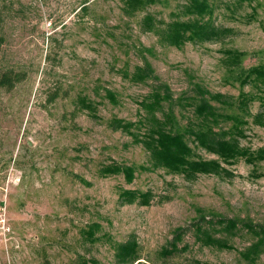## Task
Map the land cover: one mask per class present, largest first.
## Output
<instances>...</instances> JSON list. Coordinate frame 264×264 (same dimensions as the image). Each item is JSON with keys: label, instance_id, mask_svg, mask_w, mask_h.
I'll list each match as a JSON object with an SVG mask.
<instances>
[{"label": "rangeland", "instance_id": "1", "mask_svg": "<svg viewBox=\"0 0 264 264\" xmlns=\"http://www.w3.org/2000/svg\"><path fill=\"white\" fill-rule=\"evenodd\" d=\"M163 1L129 19L120 0H0V75L13 71L24 77L10 91L0 88V168H13L21 175L20 184L11 190L12 232L7 242L0 243V264H71L78 255L115 264L108 245L86 247L80 239V229L96 221L117 242L134 235L148 263H159V250L176 228L197 217L198 209L264 225V178L249 179L253 167L244 161L232 168L239 177L231 180L203 175L191 182L158 171L138 175L128 185L121 176H98L102 164L141 165L149 158L129 136L106 124L112 117L135 121L136 101L153 87V82L131 85L116 72L126 63L142 64L135 46L155 48L157 57L148 59L175 97L192 90L194 83L213 93L237 96L238 84L225 85L224 49L248 53L245 68L264 63V0H256L258 17L250 24L249 6L235 17L224 6L234 0L218 3L217 24L236 34L219 43L188 44L182 50L162 47L154 35L141 30L145 13L169 20L178 3ZM98 84L118 93L120 104L99 108L103 122L86 113L73 118L78 94L96 99ZM54 93L58 98L51 102ZM252 110L258 112L259 104ZM249 136L244 146L264 147L263 128L252 126ZM196 153L215 158L202 150ZM257 169L264 173V162ZM73 174L92 186L82 185ZM121 188L151 190L157 198L149 207L120 206ZM186 240L190 251L165 264H191L192 259L246 264L236 251L201 248L190 235ZM232 243L243 251L251 240L242 234ZM257 264H264V255Z\"/></svg>", "mask_w": 264, "mask_h": 264}, {"label": "trees", "instance_id": "2", "mask_svg": "<svg viewBox=\"0 0 264 264\" xmlns=\"http://www.w3.org/2000/svg\"><path fill=\"white\" fill-rule=\"evenodd\" d=\"M178 5L164 20L152 13H145L140 22L144 33L152 34L162 47L182 50L186 45L219 43L236 34L233 28L220 26L216 22L218 3L223 0H176ZM163 0H120L121 11L129 19L146 12L150 7L163 4ZM256 0H234L225 4L226 11L235 16L247 5L251 13L246 19L250 24L257 20ZM3 40L0 37V61ZM136 54L142 64L130 66L129 63L117 69V74L131 85H146L153 82L152 89L136 101L137 119L127 120L112 117L106 124L114 132H121L131 138V143L141 146L149 155L146 164L128 165L115 161L102 164L98 170L101 178L121 176L131 185L138 175L164 171L168 175L182 176L187 181H196L200 176H216L231 180L239 177L232 169L240 161L253 167L249 179L264 178L257 169L264 162V147L253 150L244 146L243 141L250 138L254 127L264 129V63L245 68L248 53L237 49H224L222 64L226 71L225 85L239 86L237 96L213 93L201 83H194L192 90L175 97L170 86L163 83L149 61L157 57L154 47L135 46ZM116 70V69H115ZM24 77L13 71L0 75V88L12 90ZM246 88H249L247 91ZM96 99L84 93L78 94L74 101L76 118L86 113L92 120L103 122L99 108L108 103L120 104V96L104 85L94 88ZM57 93L50 98L54 102ZM259 111L254 113V104ZM202 150L215 156L204 159L196 151ZM72 177L86 187L92 183L80 175ZM157 196L153 191L123 189L118 191L120 206L139 205L149 207ZM247 235L251 243L239 251L232 243L240 235ZM191 236L194 244L201 248L218 251H236L246 264H257L264 255V225L256 224L247 218H229L217 213L197 210V217L188 225L178 227L158 252L159 263H148L143 258L141 247L134 235L125 242H117L103 231L100 222H92L80 229V239L84 246L108 245L114 252L115 264H165L175 257L187 254L191 244L186 240ZM191 264H212L192 259ZM71 264H102L95 257L78 255Z\"/></svg>", "mask_w": 264, "mask_h": 264}, {"label": "built area", "instance_id": "3", "mask_svg": "<svg viewBox=\"0 0 264 264\" xmlns=\"http://www.w3.org/2000/svg\"><path fill=\"white\" fill-rule=\"evenodd\" d=\"M21 182V175L13 170L0 168V243L7 242L12 228L9 213L11 190Z\"/></svg>", "mask_w": 264, "mask_h": 264}]
</instances>
